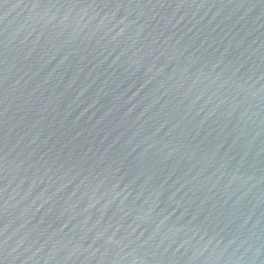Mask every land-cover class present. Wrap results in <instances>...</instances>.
Here are the masks:
<instances>
[{"label": "water", "instance_id": "water-1", "mask_svg": "<svg viewBox=\"0 0 264 264\" xmlns=\"http://www.w3.org/2000/svg\"><path fill=\"white\" fill-rule=\"evenodd\" d=\"M0 264H264V0H0Z\"/></svg>", "mask_w": 264, "mask_h": 264}]
</instances>
